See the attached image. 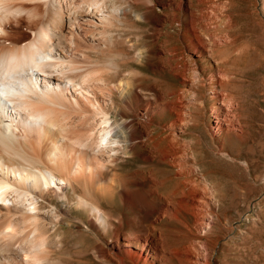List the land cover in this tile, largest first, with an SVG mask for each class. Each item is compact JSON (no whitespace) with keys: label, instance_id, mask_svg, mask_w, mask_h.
<instances>
[{"label":"bare ground","instance_id":"bare-ground-1","mask_svg":"<svg viewBox=\"0 0 264 264\" xmlns=\"http://www.w3.org/2000/svg\"><path fill=\"white\" fill-rule=\"evenodd\" d=\"M146 1L150 10L130 21L129 9L118 0H0V264H49L60 254L64 239L57 226L66 217L56 201L70 200L105 234L92 249L80 244L75 264H90L88 251L98 264H211L202 238L213 227L208 210L215 192L180 136L193 117L191 106L199 102L196 84L203 81L201 63L185 57L217 60L227 37L212 31L218 20L213 14L225 5L215 4L209 17L202 15L200 0H159L173 10L162 16L157 3ZM24 21L31 35L21 40ZM141 22L155 23L147 29L153 40L144 44L145 50L158 49L149 61L182 73L186 90L152 85L145 89L153 95L143 96L135 72L103 63L115 33ZM169 23L185 25L188 46L182 53L160 42ZM177 59L186 62L184 70L175 65ZM222 64L207 83L215 102L212 130L227 137L242 132V124L235 100L223 92L232 79ZM168 111L174 118L156 128V114ZM138 159L144 162L140 169L125 168ZM157 162L176 176L169 192L162 190L171 179L151 168ZM131 215L145 232L123 231ZM164 219L181 226L174 243L158 226Z\"/></svg>","mask_w":264,"mask_h":264},{"label":"rangeland","instance_id":"rangeland-1","mask_svg":"<svg viewBox=\"0 0 264 264\" xmlns=\"http://www.w3.org/2000/svg\"><path fill=\"white\" fill-rule=\"evenodd\" d=\"M130 1L132 0H118L122 8L129 9L130 21L136 19V14H143L151 8L146 0L133 5ZM151 1L157 3L155 9L162 16L173 11L165 6L168 1ZM200 1L205 4L202 6L204 8L202 15L214 12L211 7L215 4L225 5L221 14L218 15V12L217 16L213 14L214 19L218 20H214L215 27H212V31L218 37H227V42L218 48L215 61L210 57L198 59L188 52L185 57H192L194 61L198 60L201 63L198 67L203 73V81L195 86L199 102L196 106H191L193 117L185 126V132L180 138L183 143L189 142L201 166L200 176L206 178V182L216 193L213 192L215 198L213 209L211 211L209 207L208 210L213 217V227L203 236L202 242L208 244L211 264H264V0ZM184 15L182 12L180 16L184 18ZM186 15L188 19V13ZM152 23H138V28H130L129 23L124 25L122 30L115 33L117 38L114 44L109 42L111 48L103 56V63L125 66V74L135 72L140 80V83L137 82L140 86L138 91L144 94L143 96L153 95V92L145 89L152 85H157L168 92L186 90L188 87L182 73L177 70H166L159 62L149 61V58L153 59L158 51L144 48L145 42L153 40L152 33L147 31L148 27L155 25ZM26 25L24 21L19 30L23 34L21 40L28 39L31 35ZM184 26L167 24L164 29L167 33L161 37L160 42L166 43L168 48H181L179 53H182V48L188 46L183 42ZM190 35L192 37V34ZM132 44H136L137 49H130ZM184 59L174 61L175 65L182 66V70L186 65ZM218 62L220 65L223 62V69L231 75L232 80L225 85L223 92L235 100L237 104L235 113L242 124V132L227 137L216 135L212 130L214 121L212 109L215 102L211 99V90L207 82L213 72H218L220 68ZM188 74L193 79L192 74L189 72ZM110 76L111 80L117 79L112 74ZM174 98L171 97L172 103H175ZM185 99L190 100L188 92ZM200 101L203 105H200ZM173 118L169 111L163 115L157 113L155 119L158 124L155 127H161L160 123H170ZM155 134H158V131ZM143 163L141 159L134 160L125 168L138 170ZM152 167L159 177L171 179L162 191L173 190L176 177L174 172H168L170 168L163 169L158 162ZM202 172L205 176L201 174ZM75 203L76 200L67 203L56 201L58 207L65 209H61L60 213L66 218L57 226L64 239V248L49 264H75V259H79L76 253L81 249L80 244L86 245L84 249H92L95 239L105 235L104 232L93 228L91 218L84 211L76 210ZM116 208H119V204ZM118 213L119 211L113 212L116 217ZM129 220L127 218L125 220V228L129 224L128 230L123 231L130 235L135 231L145 232L143 224L135 221L133 215ZM188 223L194 224L192 217H189ZM158 224L160 229L166 230L170 243L178 240L175 231L176 228L181 230L179 224L167 219ZM88 252L85 254L89 263L98 264L91 251ZM169 264L179 262L170 260Z\"/></svg>","mask_w":264,"mask_h":264}]
</instances>
